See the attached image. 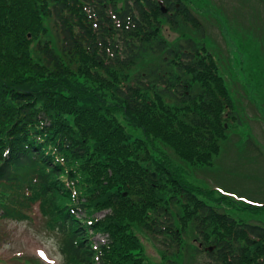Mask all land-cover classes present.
<instances>
[{"label": "trees", "instance_id": "1", "mask_svg": "<svg viewBox=\"0 0 264 264\" xmlns=\"http://www.w3.org/2000/svg\"><path fill=\"white\" fill-rule=\"evenodd\" d=\"M162 20L203 32L181 0H0V219L38 207L66 264H151L134 229L162 238L166 264H181L189 235L192 256L264 264V225L186 186L162 148L209 166L236 120L212 55L169 45Z\"/></svg>", "mask_w": 264, "mask_h": 264}, {"label": "rangeland", "instance_id": "2", "mask_svg": "<svg viewBox=\"0 0 264 264\" xmlns=\"http://www.w3.org/2000/svg\"><path fill=\"white\" fill-rule=\"evenodd\" d=\"M181 2L197 15L203 32L192 28L183 36L162 20L158 33L169 45L190 38L206 48L225 79L236 120L224 121L225 139L209 166L193 167L166 146L162 148L180 168V180L186 186L211 190L214 198L231 199L234 204L222 206L221 210L225 209L238 223L264 225V207L255 215L242 211L241 207V204L264 206V0ZM147 60L145 66L151 70L163 59ZM133 132L135 137L141 135L137 130ZM33 211L32 221L0 219V264H66L60 252V234L47 225L49 215L45 216L38 207ZM134 232L149 262L166 264L163 250L167 248L162 238L140 229ZM192 238L189 235L186 240L188 245L181 264H220L206 252L192 256L190 246L198 245L195 241L193 244ZM104 239L101 235L94 237L96 243H103Z\"/></svg>", "mask_w": 264, "mask_h": 264}, {"label": "water", "instance_id": "3", "mask_svg": "<svg viewBox=\"0 0 264 264\" xmlns=\"http://www.w3.org/2000/svg\"><path fill=\"white\" fill-rule=\"evenodd\" d=\"M164 11H166V9H163ZM158 32V30H157ZM151 177L153 178V180L156 182L157 181V175L155 173L151 174ZM212 250V248H211Z\"/></svg>", "mask_w": 264, "mask_h": 264}]
</instances>
